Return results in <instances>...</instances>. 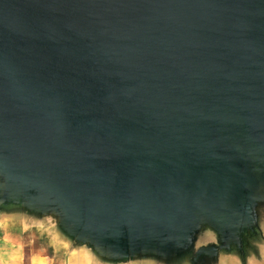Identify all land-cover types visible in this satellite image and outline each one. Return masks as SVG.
<instances>
[{
  "label": "water",
  "instance_id": "1",
  "mask_svg": "<svg viewBox=\"0 0 264 264\" xmlns=\"http://www.w3.org/2000/svg\"><path fill=\"white\" fill-rule=\"evenodd\" d=\"M92 264H264V0H0V225Z\"/></svg>",
  "mask_w": 264,
  "mask_h": 264
},
{
  "label": "crops",
  "instance_id": "2",
  "mask_svg": "<svg viewBox=\"0 0 264 264\" xmlns=\"http://www.w3.org/2000/svg\"><path fill=\"white\" fill-rule=\"evenodd\" d=\"M35 239L33 228L26 230L14 225H0V264H52L51 257L47 258L43 254H28V244L30 246V242ZM49 247L53 251V260H56L58 255L63 257L65 251L61 252L56 244L53 243ZM28 258H30L29 262H27ZM67 260L65 264H92L85 258L69 257ZM227 264H236V262L228 261Z\"/></svg>",
  "mask_w": 264,
  "mask_h": 264
},
{
  "label": "rangeland",
  "instance_id": "3",
  "mask_svg": "<svg viewBox=\"0 0 264 264\" xmlns=\"http://www.w3.org/2000/svg\"><path fill=\"white\" fill-rule=\"evenodd\" d=\"M18 224H14V226H17ZM20 227V226H18ZM21 228V227H20ZM33 231L35 233V236H36V239L35 240H32L30 242V246L28 244V248H27V251H28V254H32V253H35L36 255L38 254H43V256L49 258L51 257L52 258V264H65L66 262H68V260L65 258V256H63L61 258V256L58 255V257L56 258V260H53V251L50 249L49 246H51L53 244L52 242V239L50 238V236L48 235V233H46V229L43 230L41 232V229L40 231L33 228ZM49 245V246H48ZM29 259H27V262H29ZM29 264V263H27Z\"/></svg>",
  "mask_w": 264,
  "mask_h": 264
}]
</instances>
